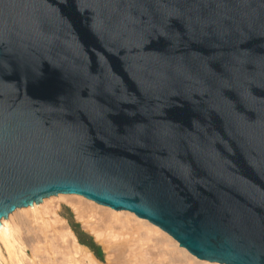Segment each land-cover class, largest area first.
<instances>
[{
	"label": "water",
	"instance_id": "water-1",
	"mask_svg": "<svg viewBox=\"0 0 264 264\" xmlns=\"http://www.w3.org/2000/svg\"><path fill=\"white\" fill-rule=\"evenodd\" d=\"M70 196L264 264V0H0V232Z\"/></svg>",
	"mask_w": 264,
	"mask_h": 264
},
{
	"label": "bare ground",
	"instance_id": "bare-ground-1",
	"mask_svg": "<svg viewBox=\"0 0 264 264\" xmlns=\"http://www.w3.org/2000/svg\"><path fill=\"white\" fill-rule=\"evenodd\" d=\"M61 201L95 240L105 244L107 264H223L183 250L165 230L133 212L87 202L84 196L53 198L3 219L0 264H102L98 253L81 244L73 224L58 214ZM128 235L125 244L118 242Z\"/></svg>",
	"mask_w": 264,
	"mask_h": 264
},
{
	"label": "rangeland",
	"instance_id": "rangeland-1",
	"mask_svg": "<svg viewBox=\"0 0 264 264\" xmlns=\"http://www.w3.org/2000/svg\"><path fill=\"white\" fill-rule=\"evenodd\" d=\"M63 202V203H62ZM65 207V208H64ZM66 211V212H65ZM63 213V214H62ZM58 214H62L61 216H63L66 221L69 223V221L71 222V224H73V228H74V232L77 234V236H79L82 240H81V244L84 245L87 249L92 250L94 253H98L99 256V260L102 262V264H107V260H106V252L104 249V245L103 242H99L97 240H95L93 233L91 234V232H89L85 227L82 226V222L79 221L78 219L76 220L75 218V213L74 211L69 207L68 203H64V201H61V207H59L58 209ZM66 215V216H65ZM73 218V219H72ZM72 220V221H71ZM78 225H77V224ZM85 228V229H84ZM78 229V230H77ZM81 233V234H80ZM79 234V235H78ZM92 235V236H91ZM130 236H121L120 238H118V242L120 244H125V242H127V239H129ZM120 239V240H119ZM94 241V242H93ZM91 245V246H90ZM104 246V247H103ZM99 249H94L96 248ZM97 250V251H96ZM101 250V251H100ZM103 257V258H102Z\"/></svg>",
	"mask_w": 264,
	"mask_h": 264
}]
</instances>
